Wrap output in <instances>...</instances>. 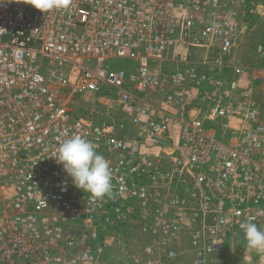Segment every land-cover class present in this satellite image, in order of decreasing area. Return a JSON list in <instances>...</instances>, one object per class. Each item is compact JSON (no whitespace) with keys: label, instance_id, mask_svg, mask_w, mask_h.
Listing matches in <instances>:
<instances>
[{"label":"built area","instance_id":"built-area-1","mask_svg":"<svg viewBox=\"0 0 264 264\" xmlns=\"http://www.w3.org/2000/svg\"><path fill=\"white\" fill-rule=\"evenodd\" d=\"M30 2L0 0V264H237L239 224L264 229V42L233 59L264 0ZM74 134L109 195L51 157Z\"/></svg>","mask_w":264,"mask_h":264},{"label":"clouds","instance_id":"clouds-1","mask_svg":"<svg viewBox=\"0 0 264 264\" xmlns=\"http://www.w3.org/2000/svg\"><path fill=\"white\" fill-rule=\"evenodd\" d=\"M67 0H31L30 4L41 12L66 6ZM54 157L57 164L71 178L72 184L95 198L111 193V169L106 158L95 151L94 144L86 137L74 134L64 139ZM243 231L246 247L264 252V229L249 218L239 224Z\"/></svg>","mask_w":264,"mask_h":264},{"label":"rangeland","instance_id":"rangeland-1","mask_svg":"<svg viewBox=\"0 0 264 264\" xmlns=\"http://www.w3.org/2000/svg\"><path fill=\"white\" fill-rule=\"evenodd\" d=\"M250 24L251 28H249L248 35L241 37V40L235 50V57L233 61H239L247 65H256L258 62L254 59V45L258 42H264V20L260 16L257 18L256 15V17L252 18ZM228 60H230V58ZM114 63H116V68H123L126 73L132 72L136 66V62L133 60L117 59ZM96 109L99 112H105V110L101 108L100 104H97ZM232 249H236L239 252L238 256L240 260L237 264H264V259L259 261H251L248 259L251 256H249V249L246 247V242L244 240L240 241L235 247L230 248V250ZM228 254V256H230L231 253L229 252Z\"/></svg>","mask_w":264,"mask_h":264},{"label":"crops","instance_id":"crops-1","mask_svg":"<svg viewBox=\"0 0 264 264\" xmlns=\"http://www.w3.org/2000/svg\"><path fill=\"white\" fill-rule=\"evenodd\" d=\"M256 17V16H255ZM257 18H258V16H257Z\"/></svg>","mask_w":264,"mask_h":264}]
</instances>
